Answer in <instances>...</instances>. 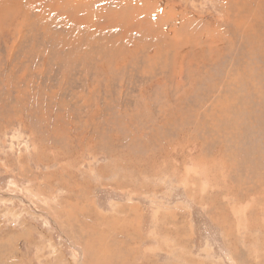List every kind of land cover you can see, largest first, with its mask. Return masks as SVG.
<instances>
[{
    "label": "rangeland",
    "instance_id": "1",
    "mask_svg": "<svg viewBox=\"0 0 264 264\" xmlns=\"http://www.w3.org/2000/svg\"><path fill=\"white\" fill-rule=\"evenodd\" d=\"M0 264H264V0H0Z\"/></svg>",
    "mask_w": 264,
    "mask_h": 264
}]
</instances>
